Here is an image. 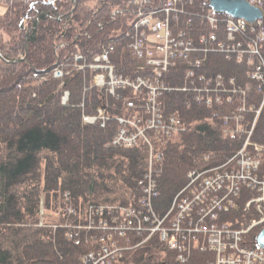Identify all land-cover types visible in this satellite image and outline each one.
Returning a JSON list of instances; mask_svg holds the SVG:
<instances>
[{
    "label": "trees",
    "instance_id": "obj_1",
    "mask_svg": "<svg viewBox=\"0 0 264 264\" xmlns=\"http://www.w3.org/2000/svg\"><path fill=\"white\" fill-rule=\"evenodd\" d=\"M184 1L187 11L193 13L205 14L211 8L210 0ZM0 3L5 7L0 12V264H83V255L94 243L90 239L75 245L65 226H39L40 203L44 197L46 208H62V212L72 204L82 214L90 201L137 206L139 180L149 167L147 146L125 149L111 144L119 129L115 117L127 112L123 104L110 109L112 120L105 128L82 125V113H96L103 93L89 88L88 70L74 71L73 65L76 53L91 60L103 48L114 46L111 62L119 74L130 76L134 59L129 34L137 19L138 2ZM187 34L195 36L193 31ZM57 68L64 71V78L53 76ZM246 68L217 55L207 62L205 71L236 77L243 83ZM66 91L69 101L64 104ZM122 94L125 101L133 97L124 90ZM159 101L166 115L176 114L186 128L159 144L163 172L155 208L164 212L179 196L189 172L222 164L239 148L240 139H224L215 122L206 120L193 106L186 109L182 101L181 106L177 95L161 94ZM110 104L117 103L111 98ZM254 141L264 146V110ZM74 220L63 215L59 222ZM252 231L249 237L255 241L260 229ZM130 235L126 234L140 247L129 249L131 245L117 243L121 256L113 264H208L214 257L196 250L182 261L157 236Z\"/></svg>",
    "mask_w": 264,
    "mask_h": 264
},
{
    "label": "built area",
    "instance_id": "obj_2",
    "mask_svg": "<svg viewBox=\"0 0 264 264\" xmlns=\"http://www.w3.org/2000/svg\"><path fill=\"white\" fill-rule=\"evenodd\" d=\"M136 2L139 6L137 19L129 34L131 56L134 59L130 65V76L119 74L111 62L114 46L103 48L91 60L80 53L74 55L73 70L78 72L88 70L89 88H96L103 93L96 109L97 114L84 116V123L104 127L109 120L107 111L114 107L110 104L113 93L116 90L121 92L124 90L125 94H133V97L126 100L127 112L118 118L121 130L113 143L133 146L142 140L148 143L151 149L152 144L165 143L182 128L180 119L175 115H166L159 101L163 90L167 89L164 86V79L173 68H182L187 77H196L204 83L203 87L194 88L193 102L204 103L206 100V104L211 105L223 98L226 99L231 93L232 89L223 83L222 76H214L205 71V61L212 52H221L227 57L235 56L238 60L246 58L255 62L253 77L261 82L259 90L264 93V27L261 21L256 25H250L241 19L229 18L225 33L221 35L216 31L219 29L218 19L210 9L205 14L202 11L200 14L187 11L184 0H159V3L157 0H136ZM249 3L253 7H264V0H249ZM189 31L194 32V38L188 36ZM136 71L140 74L135 75ZM64 75L60 68L53 72V76L58 79L64 78ZM132 75L135 76L133 79L130 78ZM34 76L38 77L37 74ZM68 96L69 92L66 91L63 97L64 104ZM227 98L230 100L229 96ZM241 162L242 169L237 173L211 176L197 174L200 178L198 186H193L197 181H192L189 186L190 193L195 194V199L201 204L193 210L194 221L183 227L179 219L175 223L178 233L168 234L167 231L162 233V241L177 253L180 260H188L190 254L198 250L213 253L214 257L208 264H264V248H261L256 240L244 241L253 228H264V178L260 180L254 176L259 165L254 158L243 157ZM242 178L248 179L250 185L258 190V194L253 197L255 210L251 206L247 208L252 216L248 222L250 229L240 218L238 223L227 220L219 226L217 224L219 208L213 206L220 205L222 211L234 207L233 197L237 194ZM217 184L225 189L220 198L211 194V188ZM201 187L208 190H202ZM151 190L150 184L145 193H150ZM189 211V208H183L182 213ZM122 216L129 226H132L134 219L137 218L133 211H126ZM204 221L210 222L211 225H206ZM99 223L103 225L101 220ZM119 226V230L126 234L128 230L126 223ZM221 229L224 231L220 232ZM103 241L106 242L103 253L88 258L93 264H113L115 261L111 257L121 256V249L117 247L111 234H107Z\"/></svg>",
    "mask_w": 264,
    "mask_h": 264
},
{
    "label": "bare ground",
    "instance_id": "obj_3",
    "mask_svg": "<svg viewBox=\"0 0 264 264\" xmlns=\"http://www.w3.org/2000/svg\"><path fill=\"white\" fill-rule=\"evenodd\" d=\"M245 1L249 3V0ZM255 8L261 10L262 17L257 18L253 22H249L241 17L231 16L227 13H217L212 8L209 9L212 10L213 14L218 19L219 29H217L216 31L222 35L223 33H225L224 29L226 26V22L229 18L235 20L241 19L250 25H256L258 22L261 21L264 27V7ZM179 20H181V18H179ZM217 55H221L227 61H231L247 67V70L244 73L245 76H243V78H245V81L243 83H240L236 77L226 76L223 73L218 72L212 73L209 71V73L214 76H222L224 80L223 83L227 84L228 87L232 89L231 93L228 95L230 97V100H228L227 96L226 99L223 98L220 102H214L211 105L206 103L193 102L195 98L194 88H201L203 87L204 83L197 80L196 77H187L185 75L184 69L179 67L173 68L169 72V76L164 79V86L167 89L163 90L162 94L167 97H173L177 95L181 106L184 103L186 109H190L192 106L195 107L196 110L200 111V113L203 114V117H205L206 120L211 121L212 123L215 122V124L218 125L219 130H221L224 139H240V146L233 152V155L231 154L227 160L222 162V164L212 168L194 169L196 171L192 170L191 172H189L187 177L189 182L187 181L185 186L177 193L179 196H176L171 201V206L166 211H158L155 208V201L159 199L161 195V191L159 188V178L163 172V153L160 150L161 146L155 143L152 144L151 149L150 145L142 140H140L137 144L133 146L115 145L113 141L115 136L121 130L120 124L118 131L112 138L111 144L115 147L125 149H134L140 144H144L147 146L149 153L148 170L144 177L139 180L141 193L139 198L137 199V206L127 207L118 204H95L91 203L90 201V204L86 206V212L82 214L72 204H69L65 207L62 214L58 213V210L51 209L52 215H58V217L55 218L58 220V222L54 224H49L48 218L51 216L46 215V211L48 212L49 208H46L45 204L43 203V200H41L39 210V226L52 225L54 229L65 226L68 229V236L71 240L74 241L75 245H82L83 243L87 244L88 240L90 239L92 243H94L92 244L93 248L88 251L87 254L83 255V264H93L88 258L98 256L99 254L103 253V248L106 246V242L103 241V239H105L107 234H111L113 236V240L120 246L124 242L122 245L126 243L127 246L131 245L130 247H128L129 249H136L140 246H137L135 242L131 241L129 237L126 236V234L131 233V235H134V237H136L137 234L143 236V233H146V235H148L150 239L152 237L157 236L158 239L162 241V233L164 231H167L168 234L178 233V231L176 230L175 223L179 219L181 220V225L183 227L188 222L194 221L193 218L195 217V215L193 210L198 208L201 204H199V202L195 199L196 195H192L190 193L191 187L189 188V186L191 185L192 181H197L193 184V186H198L200 178L197 174L211 176L224 173H237L242 169V158L252 157L259 164L258 169L254 172V176H256L260 180L264 178V146L254 141V134L256 132L261 113L264 110V93L263 91L259 90L261 82L257 78L253 77L256 64L255 62H251L246 58L243 60H238L235 56L227 57L225 53L212 52L207 56L205 66L208 61L214 60L215 56ZM139 74L140 72L136 71L135 75ZM178 74H182V77H178ZM253 95H255L256 98H254ZM113 99L115 103H117L112 105L115 108L118 107V104H120L119 107H121L122 104L125 106V97L123 96L120 90H116L113 93ZM68 101L69 96L65 104H67ZM181 101L183 103H181ZM176 102L178 103V101ZM114 107L108 109L107 115L109 117V120L107 121L104 127L100 126L99 124L84 123L83 121L84 116H95L97 114V111L94 114L83 112L82 125H95L101 128H105L109 121L112 120V117L109 115V111ZM163 111L166 114L164 105ZM121 116L123 115L119 114L117 117H115V120H117L118 123V118ZM179 119L181 121V125H183L182 118ZM183 129H186L184 125L180 130ZM150 184L152 188L151 192L145 193L146 188H148ZM195 189L198 188L195 187ZM200 189L208 190L204 187H201ZM224 192V187L218 184L215 187L211 188V194L216 198H220L221 196H223ZM257 194L258 190H256V187L250 185L248 179L243 180L242 178L239 181L237 194L233 197L234 207L222 211L220 205L213 206L219 208L217 224L221 226L222 223L227 220H231L233 222L238 223V219L240 218L246 223L245 226L250 229L248 222L249 219L252 218V216L248 212L247 208L251 206L254 208L253 210H255L256 207L253 206V197ZM65 197L67 199L68 194H66ZM183 208H189V213H182ZM116 210L117 213L115 212ZM126 211H133L136 214L137 218H133L134 223L132 226H129L127 220H125L122 216V213H125ZM63 215L68 218L73 217L75 220L72 222H65V224L60 223L59 221ZM99 220L103 222V225H100ZM231 221H228V223H232ZM123 223H126L128 227L126 234H123L119 230V224ZM203 223H205L206 225H211L208 221H204ZM255 229H260L261 232L264 228L255 227L252 230ZM223 231V229L220 230V232ZM191 234L193 235V233ZM258 236L259 234L255 236L257 244ZM246 239L253 241L248 234L246 235L244 241H246ZM163 245L166 249L171 250L166 242L163 243ZM192 253L190 254V257ZM111 258L115 262L119 261L118 258Z\"/></svg>",
    "mask_w": 264,
    "mask_h": 264
},
{
    "label": "water",
    "instance_id": "obj_4",
    "mask_svg": "<svg viewBox=\"0 0 264 264\" xmlns=\"http://www.w3.org/2000/svg\"><path fill=\"white\" fill-rule=\"evenodd\" d=\"M210 7L217 13H227L234 17L244 18L249 22L262 17L261 10L245 0H211ZM258 245L264 248V229L259 233Z\"/></svg>",
    "mask_w": 264,
    "mask_h": 264
},
{
    "label": "rangeland",
    "instance_id": "obj_5",
    "mask_svg": "<svg viewBox=\"0 0 264 264\" xmlns=\"http://www.w3.org/2000/svg\"><path fill=\"white\" fill-rule=\"evenodd\" d=\"M4 9H5L4 5L0 3V12H3ZM188 182H189V181H188ZM187 193H188V192H187ZM41 200H43V203H44V197H42ZM62 210H63L62 208H59V209H58V213H61V214H62V213H63ZM46 215H47V216L50 215V216L52 217V218H51V217L48 218V221H49L48 223H49V224H54V223L58 222V220L55 219V218L58 217V215H52V214H51V208H49V211H48V212L46 211Z\"/></svg>",
    "mask_w": 264,
    "mask_h": 264
}]
</instances>
